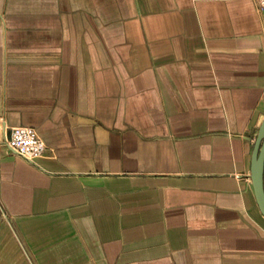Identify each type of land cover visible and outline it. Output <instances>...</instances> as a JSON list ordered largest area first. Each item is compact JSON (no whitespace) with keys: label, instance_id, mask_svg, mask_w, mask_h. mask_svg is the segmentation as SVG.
Masks as SVG:
<instances>
[{"label":"crops","instance_id":"0c3cea01","mask_svg":"<svg viewBox=\"0 0 264 264\" xmlns=\"http://www.w3.org/2000/svg\"><path fill=\"white\" fill-rule=\"evenodd\" d=\"M263 120L255 0H0V264H264Z\"/></svg>","mask_w":264,"mask_h":264},{"label":"built area","instance_id":"2783aa9c","mask_svg":"<svg viewBox=\"0 0 264 264\" xmlns=\"http://www.w3.org/2000/svg\"><path fill=\"white\" fill-rule=\"evenodd\" d=\"M255 1L264 24V0ZM8 143L16 153L32 162L41 157L47 148L37 130L26 125L11 127Z\"/></svg>","mask_w":264,"mask_h":264},{"label":"water","instance_id":"95a60500","mask_svg":"<svg viewBox=\"0 0 264 264\" xmlns=\"http://www.w3.org/2000/svg\"><path fill=\"white\" fill-rule=\"evenodd\" d=\"M250 178L257 204L264 215V120L252 151Z\"/></svg>","mask_w":264,"mask_h":264}]
</instances>
